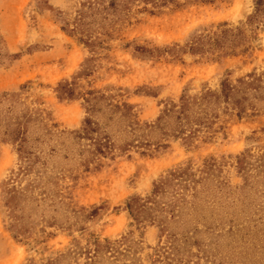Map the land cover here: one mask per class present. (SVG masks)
<instances>
[{
  "label": "rangeland",
  "instance_id": "374dc122",
  "mask_svg": "<svg viewBox=\"0 0 264 264\" xmlns=\"http://www.w3.org/2000/svg\"><path fill=\"white\" fill-rule=\"evenodd\" d=\"M85 1L0 0V264H264V107L220 115L190 141L144 125L180 96L250 73L264 104V5L130 1L92 19L88 47L61 29ZM223 28L240 30L239 46L189 49ZM64 82L72 98L57 97ZM93 95L114 145L97 157L74 137ZM122 103L129 118L108 110ZM168 173L187 175L156 196L152 218H133L126 200ZM11 189L22 195L14 212Z\"/></svg>",
  "mask_w": 264,
  "mask_h": 264
},
{
  "label": "trees",
  "instance_id": "16d2710c",
  "mask_svg": "<svg viewBox=\"0 0 264 264\" xmlns=\"http://www.w3.org/2000/svg\"><path fill=\"white\" fill-rule=\"evenodd\" d=\"M130 1L149 3L155 8L175 2V0H86L82 4L83 7L74 17L72 21L73 25L71 27L61 26V29L68 34L79 33L78 40L90 47L94 44L89 34V26L93 22L92 19L97 16H100L101 19H106L109 15L120 16L129 8ZM254 4V14H258L263 9L264 0H254ZM235 31L237 32H232L229 28H223L211 37L208 36L205 39L195 38L192 44L189 45V49L199 52L213 49L233 50L239 46L241 41V39H237L240 30L236 28ZM259 82H261V76L253 73L237 78L235 83L222 79L216 89H207L200 94L192 96H180L177 103H172L170 106L164 108L156 117L154 123H145L144 125L148 128L156 127L160 130L162 136L171 135L172 137H182L183 140L190 141L202 130L211 128L220 115L228 114L241 118L242 116L255 113L258 111L257 109L264 107V104L260 106L254 101L260 100L261 95L259 91L262 87ZM58 86L56 92L59 99L73 97L72 89L68 82L61 83ZM101 97L102 95H93L92 98L85 97V102L88 104L86 115L81 127L75 131L74 135L76 139L84 138L88 141L85 150L95 157L107 154L114 147L109 135L98 125V121L93 119V113L97 110V104ZM108 110L111 113L122 111V115L128 116L130 114V105L127 103L114 104ZM135 128L137 126H134ZM237 164L239 169H241L242 157H238ZM181 175H187V173H168L166 177L152 184L150 194L143 199L136 196L129 197L126 200V208L129 214L135 219L140 214H145V216L152 218L154 216L151 215L152 205L156 201V196L163 193L172 180L181 179ZM21 196L20 191L11 189L4 203L14 212L18 207ZM10 216L14 221L11 226L15 227L17 232H23L22 226H19L17 223L18 219L22 216H17L15 213H12ZM160 230H162L161 227ZM109 244L110 242L104 244L94 243L93 251L98 254L103 248L105 250L109 249Z\"/></svg>",
  "mask_w": 264,
  "mask_h": 264
}]
</instances>
